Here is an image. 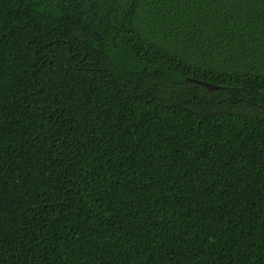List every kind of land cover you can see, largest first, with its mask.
Returning <instances> with one entry per match:
<instances>
[{"label": "trees", "instance_id": "trees-1", "mask_svg": "<svg viewBox=\"0 0 264 264\" xmlns=\"http://www.w3.org/2000/svg\"><path fill=\"white\" fill-rule=\"evenodd\" d=\"M0 264H264V0H0Z\"/></svg>", "mask_w": 264, "mask_h": 264}, {"label": "water", "instance_id": "water-1", "mask_svg": "<svg viewBox=\"0 0 264 264\" xmlns=\"http://www.w3.org/2000/svg\"><path fill=\"white\" fill-rule=\"evenodd\" d=\"M195 82H199L201 84H203L204 86H206L208 89H214V88H219L218 85L210 83V82H206V81H202V80H196V79H192Z\"/></svg>", "mask_w": 264, "mask_h": 264}]
</instances>
